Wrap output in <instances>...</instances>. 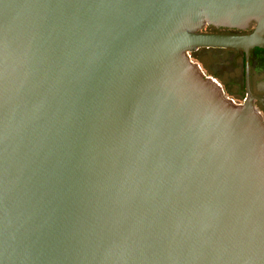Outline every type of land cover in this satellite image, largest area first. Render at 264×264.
<instances>
[{
	"label": "water",
	"instance_id": "water-1",
	"mask_svg": "<svg viewBox=\"0 0 264 264\" xmlns=\"http://www.w3.org/2000/svg\"><path fill=\"white\" fill-rule=\"evenodd\" d=\"M263 32L264 0H0V264H264V123L188 56Z\"/></svg>",
	"mask_w": 264,
	"mask_h": 264
},
{
	"label": "flooded vegetation",
	"instance_id": "flooded-vegetation-1",
	"mask_svg": "<svg viewBox=\"0 0 264 264\" xmlns=\"http://www.w3.org/2000/svg\"><path fill=\"white\" fill-rule=\"evenodd\" d=\"M254 28L255 23L245 29L205 24L199 32L249 35ZM200 50L211 52L214 59L210 75L205 76L216 82L224 97L232 104L242 106L249 103L264 123V32L258 44L247 48L200 47L190 52L196 54Z\"/></svg>",
	"mask_w": 264,
	"mask_h": 264
},
{
	"label": "rangeland",
	"instance_id": "rangeland-1",
	"mask_svg": "<svg viewBox=\"0 0 264 264\" xmlns=\"http://www.w3.org/2000/svg\"><path fill=\"white\" fill-rule=\"evenodd\" d=\"M189 55L191 60L195 61V63L200 67V70L204 73V75L209 76L211 65L214 62L212 53L206 50H200L196 54L190 52L188 53V56Z\"/></svg>",
	"mask_w": 264,
	"mask_h": 264
}]
</instances>
